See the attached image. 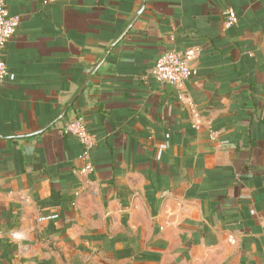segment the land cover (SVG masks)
I'll use <instances>...</instances> for the list:
<instances>
[{
	"label": "crops",
	"instance_id": "obj_1",
	"mask_svg": "<svg viewBox=\"0 0 264 264\" xmlns=\"http://www.w3.org/2000/svg\"><path fill=\"white\" fill-rule=\"evenodd\" d=\"M4 1L9 136L60 111L140 0ZM170 49L195 51L182 95L152 75ZM0 264H264V0H146L63 120L0 139Z\"/></svg>",
	"mask_w": 264,
	"mask_h": 264
},
{
	"label": "built area",
	"instance_id": "obj_2",
	"mask_svg": "<svg viewBox=\"0 0 264 264\" xmlns=\"http://www.w3.org/2000/svg\"><path fill=\"white\" fill-rule=\"evenodd\" d=\"M47 1V0H44ZM20 17L10 14L4 0H0V86L7 76V67L2 59V50L8 40L14 35ZM237 18L233 12L225 14L223 25L229 28L235 25ZM195 54L194 50L179 51L170 49L161 52L152 69L153 77L160 83H169L182 95L185 81L190 78L193 69L190 67V60ZM64 133L74 136L81 145L78 158L83 162L82 172L92 173L94 166L91 162V148L93 145L91 134L87 131L84 120L73 118L65 123Z\"/></svg>",
	"mask_w": 264,
	"mask_h": 264
},
{
	"label": "water",
	"instance_id": "obj_3",
	"mask_svg": "<svg viewBox=\"0 0 264 264\" xmlns=\"http://www.w3.org/2000/svg\"><path fill=\"white\" fill-rule=\"evenodd\" d=\"M145 3L146 0H140L139 4L134 11L133 15L129 19L128 23L126 26L122 29V31L118 34L114 40L107 46L105 51L103 52L102 56L99 58V60L90 68V70L87 72L83 82L77 89V91L69 98V100L63 105V107L60 109V111L49 121L47 122L44 126L41 128H38L32 132H29L27 134H21V135H9V136H3L0 134V139L1 140H11V139H19V138H28L32 136H36L39 134H42L45 130L50 128L55 122L61 121L65 118L66 113L70 106L77 100V98L83 93V91L88 87L92 76L96 73L98 68L101 66V64L105 61L107 58L108 54L112 50V48L125 36V34L128 32V30L131 28L133 23L137 20V18L142 14L144 8H145Z\"/></svg>",
	"mask_w": 264,
	"mask_h": 264
},
{
	"label": "trees",
	"instance_id": "obj_4",
	"mask_svg": "<svg viewBox=\"0 0 264 264\" xmlns=\"http://www.w3.org/2000/svg\"><path fill=\"white\" fill-rule=\"evenodd\" d=\"M73 118H79L78 116H76V117H72L71 119H73ZM64 132V131H63Z\"/></svg>",
	"mask_w": 264,
	"mask_h": 264
}]
</instances>
